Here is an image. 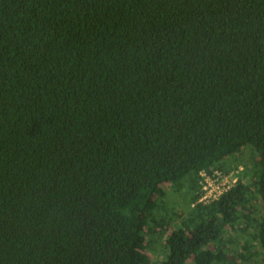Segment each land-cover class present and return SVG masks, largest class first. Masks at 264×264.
<instances>
[{
	"label": "trees",
	"instance_id": "obj_1",
	"mask_svg": "<svg viewBox=\"0 0 264 264\" xmlns=\"http://www.w3.org/2000/svg\"><path fill=\"white\" fill-rule=\"evenodd\" d=\"M151 253L264 264V0H0V264Z\"/></svg>",
	"mask_w": 264,
	"mask_h": 264
},
{
	"label": "built area",
	"instance_id": "obj_2",
	"mask_svg": "<svg viewBox=\"0 0 264 264\" xmlns=\"http://www.w3.org/2000/svg\"><path fill=\"white\" fill-rule=\"evenodd\" d=\"M232 172L216 171L214 175H210L206 171H202L200 174L203 193L199 200L208 203L230 188L237 180V174L234 176Z\"/></svg>",
	"mask_w": 264,
	"mask_h": 264
},
{
	"label": "rangeland",
	"instance_id": "obj_3",
	"mask_svg": "<svg viewBox=\"0 0 264 264\" xmlns=\"http://www.w3.org/2000/svg\"><path fill=\"white\" fill-rule=\"evenodd\" d=\"M241 156L239 157V161H238V164H240V167L239 169H233L231 172L233 173L234 176H236L237 174V171L243 169V166L246 164H249V167L252 166V163L254 161V158H253V155L251 153V150L250 149H247L245 150L243 153L240 154ZM250 231L252 232L253 231V228L250 229ZM231 235H232V238H237L239 239L241 242H243L244 238L241 237L242 234L241 233H237V232H232L231 231ZM240 244H233L231 246V249L234 253H238V252H243V250L241 249V247L239 246ZM229 246V247H230ZM254 250V248H253ZM151 257H152V263L150 264H161V257L159 255H156V254H153L151 253ZM260 257V256H259ZM258 257V260L261 261V258ZM244 264H253V263H244Z\"/></svg>",
	"mask_w": 264,
	"mask_h": 264
}]
</instances>
